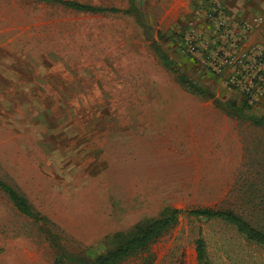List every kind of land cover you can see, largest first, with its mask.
I'll return each instance as SVG.
<instances>
[{"label":"rangeland","instance_id":"rangeland-1","mask_svg":"<svg viewBox=\"0 0 264 264\" xmlns=\"http://www.w3.org/2000/svg\"><path fill=\"white\" fill-rule=\"evenodd\" d=\"M66 1L127 8V0ZM214 1L237 18H261L258 40L246 43L261 54L260 90L204 63L217 39L199 14ZM222 1L135 0L146 38L120 13L0 0V180L52 223L69 252L90 259L105 236L171 209L231 210L256 224L243 202L254 179L243 171L264 165V126L221 106L264 122V12L253 0ZM152 45L212 97L182 87ZM197 239L206 264H264V247L233 226L186 215L115 264H199ZM55 256L39 224L0 190V264H54Z\"/></svg>","mask_w":264,"mask_h":264},{"label":"trees","instance_id":"trees-1","mask_svg":"<svg viewBox=\"0 0 264 264\" xmlns=\"http://www.w3.org/2000/svg\"><path fill=\"white\" fill-rule=\"evenodd\" d=\"M42 3H54L71 9L77 12L97 14V13H120L124 16L133 17L136 25L142 31V34L147 38L149 36V29L144 18L143 12L135 5V0H127V8L119 10L117 8H104L83 5L73 1L66 0H34ZM152 50L156 57L159 59L162 66L173 72L177 82L194 94L199 96L212 97L208 90L197 86L196 84L187 80L181 73L174 69L170 60L164 55L163 52L156 45H152ZM244 108L249 109L248 98L246 97L243 102ZM221 109L240 120L248 121L251 125L263 127L264 122L260 118L252 115L244 114L242 110H233L226 106H221ZM244 166H242L243 168ZM245 174L253 177L252 184H248V188H252L254 193H249L247 199H244V206L251 209L248 211L250 219L255 221V225H251L244 218H241L231 210L218 209H189L180 211L171 209L165 214L158 217L146 218L139 221L129 228L121 231L114 232L107 235L101 241V252L87 258L86 256L78 255L69 252L61 243L60 236L51 230L52 223L45 217L35 212L25 197L20 195L13 188L0 180V190L12 202L15 209L27 218H31L35 223L39 224V228L44 233L45 238L51 248L56 253L54 264L59 263V259L63 260L65 264H115L119 260L126 258L133 253L143 250L146 246L155 240L162 233L166 232L169 228L173 227L177 222L179 215H186L198 221H206L211 219L221 220L233 226L236 232L243 236V238L251 243L264 247V165L246 166L243 171ZM255 193H257V196ZM262 194V196H261ZM196 260L199 264H206L203 242L200 239L195 241Z\"/></svg>","mask_w":264,"mask_h":264},{"label":"built area","instance_id":"built-area-1","mask_svg":"<svg viewBox=\"0 0 264 264\" xmlns=\"http://www.w3.org/2000/svg\"><path fill=\"white\" fill-rule=\"evenodd\" d=\"M200 12L199 16L207 22L208 37H212L215 46L207 50L204 63L214 73H219L224 69H231L236 75H244L250 81V85L260 90V76L256 66L261 62V54L254 50L249 54L246 43L250 33L261 22V18H237L231 15L221 4L211 2ZM186 51L192 53L196 47L194 39L186 38ZM251 55L250 59L248 56ZM250 63L247 65V63ZM248 81V82H249ZM252 98H248V103Z\"/></svg>","mask_w":264,"mask_h":264},{"label":"crops","instance_id":"crops-1","mask_svg":"<svg viewBox=\"0 0 264 264\" xmlns=\"http://www.w3.org/2000/svg\"><path fill=\"white\" fill-rule=\"evenodd\" d=\"M216 1H218V2H221V3H223V4H225V2H223L222 0H216ZM253 4H254V11H256L257 13H258V11L257 10H260L259 11V13L262 15V13L264 12L263 10H264V0H253ZM227 5V4H226ZM256 28V27H255ZM258 28V27H257ZM257 28L256 29H254L251 33H250V36L248 37V40H247V42L249 43L251 40H255V41H257L258 40V32H259V30H257ZM263 28V27H262ZM261 28V29H262Z\"/></svg>","mask_w":264,"mask_h":264}]
</instances>
